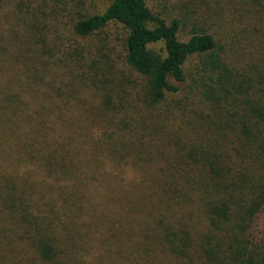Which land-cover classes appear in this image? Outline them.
Here are the masks:
<instances>
[{
	"label": "trees",
	"instance_id": "1",
	"mask_svg": "<svg viewBox=\"0 0 264 264\" xmlns=\"http://www.w3.org/2000/svg\"><path fill=\"white\" fill-rule=\"evenodd\" d=\"M225 2L182 40L111 0L54 68L0 48V264H264V0Z\"/></svg>",
	"mask_w": 264,
	"mask_h": 264
},
{
	"label": "rangeland",
	"instance_id": "2",
	"mask_svg": "<svg viewBox=\"0 0 264 264\" xmlns=\"http://www.w3.org/2000/svg\"><path fill=\"white\" fill-rule=\"evenodd\" d=\"M153 11L166 16L179 15L186 22L180 29L182 40L190 36L191 24L203 28L220 22L225 0H146ZM111 0H0V48L16 53L36 48L50 67L61 64L68 49L93 54L103 35L116 39L114 27L93 38H79L72 31L77 19L103 13ZM219 20V21H218ZM117 33V34H116ZM194 63L189 62L188 68ZM4 66V64H3ZM10 70V67H7ZM12 71V70H10ZM264 226V216L259 229Z\"/></svg>",
	"mask_w": 264,
	"mask_h": 264
}]
</instances>
